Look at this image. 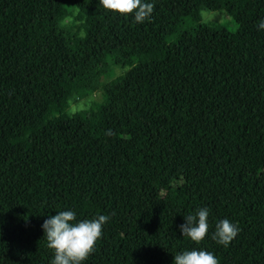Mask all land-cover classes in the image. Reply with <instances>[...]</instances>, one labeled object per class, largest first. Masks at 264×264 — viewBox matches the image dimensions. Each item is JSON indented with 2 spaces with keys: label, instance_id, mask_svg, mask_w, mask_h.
Masks as SVG:
<instances>
[{
  "label": "trees",
  "instance_id": "1",
  "mask_svg": "<svg viewBox=\"0 0 264 264\" xmlns=\"http://www.w3.org/2000/svg\"><path fill=\"white\" fill-rule=\"evenodd\" d=\"M150 2L136 23L98 0H0V264H49L41 225L67 209L108 217L84 264H173L193 248L264 264V0ZM112 65L139 73L97 113L67 114ZM200 207L195 243L179 225ZM225 218L239 229L227 247L211 238Z\"/></svg>",
  "mask_w": 264,
  "mask_h": 264
},
{
  "label": "clouds",
  "instance_id": "2",
  "mask_svg": "<svg viewBox=\"0 0 264 264\" xmlns=\"http://www.w3.org/2000/svg\"><path fill=\"white\" fill-rule=\"evenodd\" d=\"M106 10L122 15H131L136 23H143L152 12L150 0H98ZM259 30H264V19L257 23ZM76 212L71 209L57 211L44 219L41 228L48 249L52 250L49 264H84L94 250L102 235V226L108 217L100 214L91 219H76ZM209 209L197 208L184 216V223L179 225L182 237L195 243L201 242L208 232ZM239 231L238 226L229 219H220L215 224L211 238L218 245L227 247ZM173 264H219L217 257L203 248L183 250L173 255Z\"/></svg>",
  "mask_w": 264,
  "mask_h": 264
},
{
  "label": "rangeland",
  "instance_id": "3",
  "mask_svg": "<svg viewBox=\"0 0 264 264\" xmlns=\"http://www.w3.org/2000/svg\"><path fill=\"white\" fill-rule=\"evenodd\" d=\"M200 19L205 22H217L222 23L230 30H236L237 25L232 21L231 17L226 11H207V10H197ZM67 22L73 26L79 25L80 22L75 21L73 17H69ZM192 22L185 23L183 28L189 27ZM139 73V67H120L112 65L110 70L106 72L102 78L101 83L103 85L104 91L90 90L91 92L77 93L73 95L70 101V106L67 109V114L72 115L78 112L81 113H97L99 107L104 102V92L113 91L120 89L128 83L132 82L137 74ZM161 198L170 199V190H165L162 192Z\"/></svg>",
  "mask_w": 264,
  "mask_h": 264
}]
</instances>
